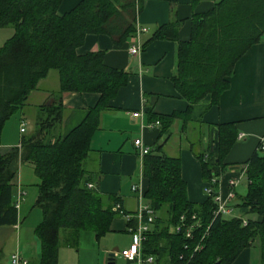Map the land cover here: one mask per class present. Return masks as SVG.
Segmentation results:
<instances>
[{
    "label": "trees",
    "instance_id": "trees-1",
    "mask_svg": "<svg viewBox=\"0 0 264 264\" xmlns=\"http://www.w3.org/2000/svg\"><path fill=\"white\" fill-rule=\"evenodd\" d=\"M61 1L0 0V29H13V35L0 46V137L6 121L24 105L38 81L50 71L59 75L52 103L39 108L33 128L23 134L20 145L0 151V225L17 220L11 181L19 164H31L39 179L35 205L42 220L35 233L41 246L40 264L55 262L62 232L76 235L90 230L100 237L120 215L115 209L116 198L99 193L94 183L87 187L92 176L85 163L100 114L126 84L129 73L106 66L104 52L79 56L76 50L88 34L117 38L115 44L119 45L137 32L138 9L135 11L133 4L82 0L60 15ZM142 1L138 0L139 5ZM179 28L180 22L170 21L143 44L154 40L178 43L177 72L172 81L188 105L185 111L158 116L161 134L175 118L186 123L192 106L204 96L210 95L216 102L228 88L235 64L264 36V0H221L207 13L193 15L188 41L179 40ZM70 92H95L99 99L85 118L62 136L58 131L63 121L62 97ZM208 137L205 147L202 136L192 143L202 178L212 188V194L199 204L188 200L179 158L164 155L160 146L143 155L144 197L155 218L142 242V252L153 255L156 264H231L257 241L260 264H264V151L254 153L245 167L247 187L236 206L246 216L215 217L213 194L226 169L224 158L237 138L235 124L220 123ZM193 214L200 224L191 238L183 231H173L180 216L193 223ZM127 223L135 227L137 221L130 218ZM197 245L201 247L195 249Z\"/></svg>",
    "mask_w": 264,
    "mask_h": 264
},
{
    "label": "crops",
    "instance_id": "crops-1",
    "mask_svg": "<svg viewBox=\"0 0 264 264\" xmlns=\"http://www.w3.org/2000/svg\"><path fill=\"white\" fill-rule=\"evenodd\" d=\"M80 1L62 0L58 14L68 13ZM220 1L143 0L139 5L138 0H121V6L133 4L134 10L138 9L135 25L139 35L116 45L117 38L88 34L76 50L79 56L104 52L106 66L129 73L126 84L100 114L85 163L99 193L116 198L115 204H119L124 213L133 216L137 210L138 191L132 190V185L138 186L143 195L147 187L142 174L143 156L136 152L134 139L141 138L151 150L160 146L164 155L179 158L188 200L199 204L208 197L204 188L209 182L202 178L201 163L192 150V143L202 136L205 147L210 130L220 123L231 122L235 124L237 138L224 158L226 169L218 179V192L226 198L230 181L236 180L235 198L228 203L234 206L233 217L246 216L236 205L241 197L238 188L242 186V191H246L247 161L259 152L260 141L264 139V36L235 64L233 74L228 77L229 86L216 102H212L210 95L204 96L192 106L186 123L175 118L162 134L158 116L185 111L188 105L172 81L177 72L178 43L154 40L143 47L158 27L170 21L180 22L179 40L188 41L192 16L207 13ZM12 35V28L0 29V46ZM137 45L140 50L132 55L129 49ZM58 88L56 71H50L38 81L24 105L6 121L0 137L1 152L20 145L23 134L33 128L39 108L52 103L51 93ZM98 99L99 94L95 92H70L62 97L63 121L58 128L62 136L85 118ZM22 122L23 132L20 131ZM11 183L14 201L18 191L22 192V197L16 223L0 225V264H11L14 253L27 260V264H40L41 246L35 229L42 215L35 205L39 179L33 166L20 163ZM128 227L127 219L120 214L112 219L110 231L100 237L90 230H80L76 235L62 232L53 264H132L118 253L131 243ZM110 252L115 253L111 263L108 261ZM231 264H260L258 242L244 248Z\"/></svg>",
    "mask_w": 264,
    "mask_h": 264
},
{
    "label": "built area",
    "instance_id": "built-area-1",
    "mask_svg": "<svg viewBox=\"0 0 264 264\" xmlns=\"http://www.w3.org/2000/svg\"><path fill=\"white\" fill-rule=\"evenodd\" d=\"M136 35H139V30H137ZM139 46H132L129 49V52L132 55H135L139 52ZM134 116L137 113L133 114ZM156 124H159L157 121ZM20 131H24V123H21ZM134 146L138 155L143 156L150 152V148L144 144L141 138L134 139ZM259 151H264V139H261ZM214 178L212 179V181ZM237 185L236 180L230 181V190L227 193L226 198H222V196L217 193L213 194V202L215 204V208L213 210V215L220 216L222 218H226V216L233 217L234 206L230 205L228 202L235 198L234 188ZM94 186L93 182H88L87 187L92 188ZM132 190L138 191V206L137 210L133 216L124 213L119 204H115V209L124 216L127 220L130 218H135L137 223L135 227H128V231L131 234V243L126 247L118 251L119 255H121L125 260H128L132 264H156L155 257L153 255H144L142 252V242L145 240V235L149 232L153 225V220L155 218L154 211L151 208L150 204L146 201L142 190L138 188L136 185H132ZM207 196L212 194V188L210 183L207 184L204 188ZM22 197V192L18 191L17 199L14 201V206L17 209L19 207V203ZM193 223H187L184 215L180 216L179 222L174 226L173 231L179 233L183 231V234L186 238H191L194 230L199 226V220L196 219V215L193 214L191 216ZM243 224H246V220L243 219ZM201 246L197 245L195 249H199ZM11 264H27V260L22 258L18 253H14L11 255Z\"/></svg>",
    "mask_w": 264,
    "mask_h": 264
},
{
    "label": "water",
    "instance_id": "water-1",
    "mask_svg": "<svg viewBox=\"0 0 264 264\" xmlns=\"http://www.w3.org/2000/svg\"><path fill=\"white\" fill-rule=\"evenodd\" d=\"M114 256H115V253H114V252H110V253H108V261H109V263L112 262Z\"/></svg>",
    "mask_w": 264,
    "mask_h": 264
},
{
    "label": "rangeland",
    "instance_id": "rangeland-1",
    "mask_svg": "<svg viewBox=\"0 0 264 264\" xmlns=\"http://www.w3.org/2000/svg\"><path fill=\"white\" fill-rule=\"evenodd\" d=\"M242 186L238 188V190L240 191V195L243 196L245 194L244 190L242 191ZM233 214V213H232ZM226 218H230L229 216H226ZM120 251V249H119Z\"/></svg>",
    "mask_w": 264,
    "mask_h": 264
}]
</instances>
